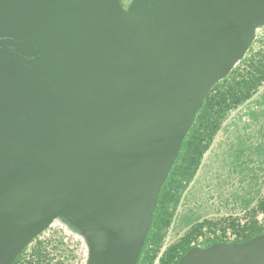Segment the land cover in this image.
I'll list each match as a JSON object with an SVG mask.
<instances>
[{
  "label": "water",
  "instance_id": "obj_1",
  "mask_svg": "<svg viewBox=\"0 0 264 264\" xmlns=\"http://www.w3.org/2000/svg\"><path fill=\"white\" fill-rule=\"evenodd\" d=\"M264 0H0V264L54 220L137 264L195 117ZM176 264H264V233Z\"/></svg>",
  "mask_w": 264,
  "mask_h": 264
},
{
  "label": "rangeland",
  "instance_id": "obj_2",
  "mask_svg": "<svg viewBox=\"0 0 264 264\" xmlns=\"http://www.w3.org/2000/svg\"><path fill=\"white\" fill-rule=\"evenodd\" d=\"M263 50L264 27L256 32L245 56L229 75L245 73L248 61L261 56ZM263 198L264 82L250 98L225 113L192 179L180 194L153 264H159L163 252L198 225H202L201 233L190 246L194 243L204 247L244 227L264 232V215L258 209Z\"/></svg>",
  "mask_w": 264,
  "mask_h": 264
},
{
  "label": "trees",
  "instance_id": "obj_3",
  "mask_svg": "<svg viewBox=\"0 0 264 264\" xmlns=\"http://www.w3.org/2000/svg\"><path fill=\"white\" fill-rule=\"evenodd\" d=\"M119 1L123 2V0ZM263 82L264 50L261 56H253L248 61L245 73L229 75L212 88L198 111L158 195L151 225L137 264H153L155 261L180 194L192 179L203 154L209 148L213 136L219 129L225 113L250 98ZM258 209L264 215V198L259 202ZM201 228L202 225L194 227L179 242L164 251L159 258V264H176L181 256L192 248L189 244L195 236L201 233ZM246 229L242 228L241 232L233 230L237 236L235 242H242L264 233L255 231V227Z\"/></svg>",
  "mask_w": 264,
  "mask_h": 264
},
{
  "label": "built area",
  "instance_id": "obj_4",
  "mask_svg": "<svg viewBox=\"0 0 264 264\" xmlns=\"http://www.w3.org/2000/svg\"><path fill=\"white\" fill-rule=\"evenodd\" d=\"M236 237L228 233L217 242L233 243ZM87 260L88 248L83 237L70 226L54 220L25 246L13 264H87Z\"/></svg>",
  "mask_w": 264,
  "mask_h": 264
}]
</instances>
